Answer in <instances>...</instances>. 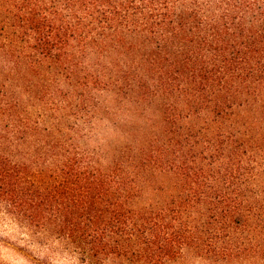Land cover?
Here are the masks:
<instances>
[{"label": "trees", "instance_id": "trees-1", "mask_svg": "<svg viewBox=\"0 0 264 264\" xmlns=\"http://www.w3.org/2000/svg\"><path fill=\"white\" fill-rule=\"evenodd\" d=\"M0 208L84 264L264 261V0H0Z\"/></svg>", "mask_w": 264, "mask_h": 264}, {"label": "rangeland", "instance_id": "rangeland-1", "mask_svg": "<svg viewBox=\"0 0 264 264\" xmlns=\"http://www.w3.org/2000/svg\"><path fill=\"white\" fill-rule=\"evenodd\" d=\"M107 100L100 104L95 114L93 130L88 132V142L92 148L99 147L104 142L110 141L112 147L121 144L123 132L134 125L126 124V121L134 116L138 120V112L134 111L132 105L127 109V104H119L115 98L106 97ZM103 99V98H102ZM154 101L137 104V110L148 115L149 118L158 116V104ZM130 107H132L130 109ZM135 123L142 126L143 121ZM105 147L103 152L109 148ZM9 155L14 161L20 159V150L11 148ZM104 163V161H103ZM106 264H133L126 260L108 259ZM0 264H84L76 250L62 236L57 234L51 227L43 230L23 227L15 224L0 208ZM165 264H264V261L256 258L238 259L231 262H217L199 256V254L185 250L175 260L167 261Z\"/></svg>", "mask_w": 264, "mask_h": 264}]
</instances>
